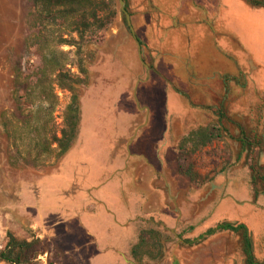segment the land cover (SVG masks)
<instances>
[{"label": "rangeland", "instance_id": "rangeland-1", "mask_svg": "<svg viewBox=\"0 0 264 264\" xmlns=\"http://www.w3.org/2000/svg\"><path fill=\"white\" fill-rule=\"evenodd\" d=\"M111 1L117 12L112 25L98 41L86 40L81 45L88 77L77 89L80 134L74 147L58 158L53 136L60 137L71 94L58 86L54 70L62 68L83 78L77 47L58 45L54 28L45 34L47 39L40 48L32 45L37 34L32 28V1L0 0V252L12 233L19 239L52 242L66 258H59L53 249L31 264H92L91 257L98 253L93 238L77 223L74 229L68 225L73 231L68 230L62 215L85 207L89 201L83 190L110 178L116 168L129 171L125 175L129 185L147 195L154 214L146 217L149 220L155 221L157 213L167 208L178 219L184 210L190 221L204 209L201 200L207 196L216 206L211 216L210 207L205 216L210 217L197 226L198 233L223 221L248 223L255 230V218L264 220V210L249 199L255 202L264 194V187L253 182V173L244 164L247 154L240 153L238 141L242 132L247 135L255 143L252 156L264 167V9H251L242 0H124L148 71L138 59L137 43L119 0ZM193 24L201 25L199 34L189 27ZM151 26L171 27L159 39ZM168 32H173L169 39ZM198 36L205 41L195 45L191 38ZM69 37L78 40L75 34L64 36ZM184 61L190 62L188 94L181 92L180 73L184 72L177 70ZM213 68L216 70L211 71ZM226 71H232L237 82L229 80L225 85L220 73ZM195 73L219 76L211 83L212 94H198L192 88ZM220 112L226 121L237 122L239 129L228 125V135L180 163L183 138L218 125ZM234 179L242 186L238 197L242 204H216L227 194V181ZM121 188L119 177H113L99 193L111 196L117 216L140 213L144 204L131 200L127 204ZM92 190L94 187L87 191L90 196ZM125 191L132 192L131 188ZM194 196L195 204L186 206ZM258 201L264 206V196ZM99 213H92L94 223L103 227L111 245L123 247L138 244L139 231L152 229L162 232L165 247L197 224L191 220L183 223L185 227L178 223L171 229L147 223L140 226L139 222L126 228L114 224L117 229L107 232L108 224L98 218ZM148 243L152 245L150 239ZM150 245L140 253L156 254L157 248ZM120 257L116 264L161 261L152 262L143 254L137 259L131 253ZM98 260L97 264L108 261L104 256Z\"/></svg>", "mask_w": 264, "mask_h": 264}, {"label": "trees", "instance_id": "trees-1", "mask_svg": "<svg viewBox=\"0 0 264 264\" xmlns=\"http://www.w3.org/2000/svg\"><path fill=\"white\" fill-rule=\"evenodd\" d=\"M33 3V21L32 28L37 31L35 37L32 38V45L40 48L47 39L46 33L51 28L55 30L56 40L58 45H68L77 47L76 56L79 59V72L83 78L78 79L70 74L63 72L62 68L54 70L58 86L68 91L71 94V100L66 107L64 114V125L60 132V137L53 136V141L57 145L58 158L65 156L76 144L80 134L81 124V103L77 92L78 86H83L87 81V70L83 62V51L81 45L86 40L98 41L105 31L112 25L117 16V12L112 6L111 0H31ZM249 7L254 9H264V0H242ZM75 34V38H64L63 32ZM46 38V39H45ZM44 41V42H43ZM49 58L44 56V59ZM237 82L236 78L224 77V84L228 81ZM218 125L210 128H202L191 132L180 143V158L179 162L191 159L197 151L210 146L217 140H220L224 135L229 134L230 125L233 128L239 129L238 123L230 120L226 121L225 116L220 112ZM241 129V128H240ZM231 137V135H229ZM232 138V137H231ZM233 139V138H232ZM240 144V153H247L245 164L253 173V182L260 183L264 187V176L261 173L264 167L259 166L256 159L252 156V148L255 143L242 132V137L238 140ZM251 154V155H250ZM240 159V158H238ZM180 169H184L180 164ZM184 174L193 179L192 173L188 170ZM155 224V223H153ZM161 226V224H156ZM224 231H230L237 234L241 240L242 252L245 257V264H264V261L259 262L254 256L253 242L250 232L243 224L231 222H222L216 227L209 229L206 233L195 240H185L184 245L193 247L201 244L209 237ZM151 240L152 245L148 243ZM156 247L157 253L151 252L142 253L143 257L152 262H158L164 257V244L162 232L158 230H143L139 234V243L131 249V255L134 259L142 256L141 248ZM55 250L58 257L65 260L62 250L54 243L32 238V240L19 239L12 233L8 234V242L2 252H0V261L8 264H31L41 254L49 253ZM65 264V262L63 261Z\"/></svg>", "mask_w": 264, "mask_h": 264}, {"label": "crops", "instance_id": "crops-1", "mask_svg": "<svg viewBox=\"0 0 264 264\" xmlns=\"http://www.w3.org/2000/svg\"><path fill=\"white\" fill-rule=\"evenodd\" d=\"M251 9H254V8H251ZM224 25L226 26V29H228L229 31H231L238 37L240 42L246 48L249 47V46L247 47L248 44L246 45V43L242 41L238 32H236L230 26H227L226 23ZM200 26L201 25L193 24V26H189V27H192L199 34ZM151 27H152L154 34L159 39H164L166 30H168L171 26H162L161 28L156 27V26H151ZM170 35H173V32L167 33L168 39L169 37H171ZM191 39H192V42L195 41L194 43L195 45H200L202 41H205V40H202V38L199 36L195 39L194 38H191ZM203 39H209V38L208 36H204ZM161 46L162 48H164V43H162ZM252 55L256 63L259 64V62H257L256 60L257 57L255 56L254 52H252ZM178 63L179 64L183 63L184 65L180 67V69L177 68V70L184 72V74L180 73V84L184 85V88L181 92L183 94H188L190 93V91L187 89L188 87H191V86H190V77L188 76L186 71L190 70V67H189L190 62L188 63L184 61V62H181V63L178 62ZM215 70L216 69L214 68L211 69V71H215ZM220 75H222L221 76V80H222L223 77H233V75L235 74L232 71L231 72L226 71L224 73H220ZM167 77L169 76L167 75ZM218 77L219 76L217 75L214 76V74L213 75L212 74L210 75L196 74V76L194 75L192 79V83H193L192 88L198 89L197 91L198 94H204V95L207 93L212 94L211 83L213 80L218 79ZM230 84L232 86L233 83H230ZM205 90L207 91L205 92ZM245 160L246 158L244 159V164H245ZM245 166L249 169V167L246 164ZM128 174H129V171L122 170L121 168L119 170L118 168H116V170H114V172L111 174L110 178L104 180L103 182L100 181L97 185H94L89 188H85V190H83V197H85L89 201L85 207L80 208L78 210L70 209L69 211L64 212V214L62 215L63 221H67L66 227L71 224L72 229H74L73 226L75 225V223H77L83 227L87 235L93 238L92 243L98 248V253L93 254V256L91 255L92 264H97V262L99 261L98 258H100L101 256H104L108 260L104 264H116L119 261L121 262L120 256L131 253L130 252L131 249L133 248L134 245H136V243L133 246L125 245L124 247L116 243L111 245L108 239V236L105 235V233L101 231V228L103 227L101 225H97L94 223L95 218L92 213H98V212H100L98 214L99 216L98 218L101 219L103 223L108 224L106 228L107 232L112 231V230L114 231V229H117V228H114L116 226L118 228H126L130 226L132 223L137 224L138 222L140 223V226L143 223H147L151 225H154L153 223H155V225L160 223L162 228L166 227L167 229H171V228H176L178 223L181 224L180 228H182V227H185V224H183L184 222L187 224L188 222L190 223L191 220L197 221V224L196 226H194V229L192 231L185 232L182 238L178 239L176 243L174 244L166 243V246L164 247V257L162 258L159 264H174V261H178L179 264H245V257L242 252L240 237L237 234L230 232V231L219 232L209 237L207 240H205L204 242H202L201 244L197 246L187 247L186 245L182 244L183 240H194L198 238L199 236L203 235L204 233H206L209 229L216 227L215 225L214 227L207 228L205 231H202L201 233H198L196 230L197 226H199L200 224H203L204 221L212 215V212L216 206L214 205V201L211 200L209 202L208 196L201 200L205 202L204 209L202 211H198L195 217H191L190 221L188 218H185L187 216V212H185L184 210H182V215H180V219H178V217L174 215L172 212H170L167 208H165V211L162 210L160 211V213H157L158 215L156 214L157 216H155V221L154 220L152 221V220H149V218H146V217L154 216L151 210L150 201H148L147 195L142 193L141 191L133 189L131 185H129V183L127 182V177H126ZM113 177H119L121 181V184H122L121 196L124 199V201L127 204H129L128 200H131V203H133L134 201L141 202L140 204L142 205L144 204L145 206L144 208H146L147 210L146 213L143 211L144 210L143 208V210L140 213L132 217H129V218L124 217L123 214L117 216V214L112 210V206L114 205V203H113V200L111 199V196H109L108 194L102 191L99 193L101 188L105 186ZM238 183H239V180L237 179H234V181L228 180L226 184V188H225V190L227 191V194L225 197H222L221 201H219L216 204L220 205L223 202H229V201H234L235 204L237 205L242 204V202L239 201V198H238L240 196L242 186H239ZM93 187H94V190H92L91 196H90L87 193V191L92 189ZM128 188H131L132 192L127 193L125 190H127ZM75 190H78V189H75ZM218 190L220 189H217V188L213 189V191L215 192H217ZM255 191H257L256 188H255ZM74 193L75 192H72L73 197L74 195H76V193L75 194ZM260 196H264V194ZM260 196L258 198L256 197L257 199L255 202L252 200V198H249V199L252 201L253 204H256L259 210L260 209L264 210V206L262 205L260 206V204L258 203ZM73 197L72 199L75 198ZM195 201L197 200L194 196V198H192V202L188 204L186 203V206H190V207L193 206L195 204ZM90 206H93L91 210L88 209ZM210 207H213L211 210V214L210 216L205 217L207 213L210 211ZM58 217L61 218V216H58ZM85 218L87 219L88 222L85 220ZM255 221L256 223H252V225L256 227L255 230L252 229V227L248 223L247 224L241 223V222H231V223L243 224L247 227L252 237L254 256L259 262H262L264 261V220L263 219L261 220V218L257 217L255 218ZM226 222H230V221H226ZM219 223H222V222H219ZM69 227H67V229L71 230L69 229Z\"/></svg>", "mask_w": 264, "mask_h": 264}, {"label": "water", "instance_id": "water-1", "mask_svg": "<svg viewBox=\"0 0 264 264\" xmlns=\"http://www.w3.org/2000/svg\"><path fill=\"white\" fill-rule=\"evenodd\" d=\"M119 8H120V11L124 14L125 16V19H126V23H127V26L129 27L130 29V32L131 34L134 36L135 40H136V43H137V47H138V59L140 61V63L148 70L150 71V68L149 66L145 63L144 59H143V55H142V47H141V44L139 42V40L135 37L134 35V28L132 27V22H131V16L130 14L128 13L127 9H126V4L124 2V0H119ZM134 95H135V92H134ZM135 98H136V95H135ZM137 102V105H138V101L136 100ZM174 264H179L178 261H174Z\"/></svg>", "mask_w": 264, "mask_h": 264}, {"label": "flooded vegetation", "instance_id": "flooded-vegetation-1", "mask_svg": "<svg viewBox=\"0 0 264 264\" xmlns=\"http://www.w3.org/2000/svg\"><path fill=\"white\" fill-rule=\"evenodd\" d=\"M223 80H224V79H223ZM225 222H226V221H225ZM199 237H200V236H199ZM180 238H182V236H180ZM196 239H197V238H196ZM194 240H195V239H194ZM184 241H185V240L182 241V244H183ZM183 245H184V244H183ZM187 247H188V246H187Z\"/></svg>", "mask_w": 264, "mask_h": 264}]
</instances>
